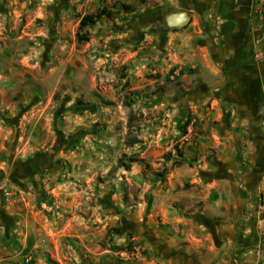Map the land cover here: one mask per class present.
Instances as JSON below:
<instances>
[{"label": "rangeland", "instance_id": "obj_1", "mask_svg": "<svg viewBox=\"0 0 264 264\" xmlns=\"http://www.w3.org/2000/svg\"><path fill=\"white\" fill-rule=\"evenodd\" d=\"M253 3L228 51L175 0H0V264H264Z\"/></svg>", "mask_w": 264, "mask_h": 264}, {"label": "crops", "instance_id": "obj_2", "mask_svg": "<svg viewBox=\"0 0 264 264\" xmlns=\"http://www.w3.org/2000/svg\"><path fill=\"white\" fill-rule=\"evenodd\" d=\"M177 7L172 10H185L199 15L210 34V42L215 46L218 39L228 51L238 50L245 44L243 32L250 27L253 0H175ZM171 11V10H170ZM218 13L216 17L215 13ZM214 16V17H213ZM205 17V18H204ZM205 20V21H204ZM239 226L236 227L238 232Z\"/></svg>", "mask_w": 264, "mask_h": 264}, {"label": "trees", "instance_id": "obj_3", "mask_svg": "<svg viewBox=\"0 0 264 264\" xmlns=\"http://www.w3.org/2000/svg\"><path fill=\"white\" fill-rule=\"evenodd\" d=\"M143 2V1H135L133 3L130 4H124V3H119V5L117 7H115L114 12H122L124 14H131L133 12H136L138 10V5ZM107 17L109 19L112 18L111 13L107 12V13H100L97 15H86L82 18L81 22H80V26H79V30H84L86 27L88 26H92L95 25L99 20H101L104 17ZM77 38L79 42H87L89 41V36H88V32H78L77 33ZM189 123V120L186 122V124ZM139 159H130V163H126L123 159H119V163H118V167H125L126 169H129L131 164L134 162H138ZM178 164H182L183 161L179 160L177 161Z\"/></svg>", "mask_w": 264, "mask_h": 264}, {"label": "water", "instance_id": "obj_4", "mask_svg": "<svg viewBox=\"0 0 264 264\" xmlns=\"http://www.w3.org/2000/svg\"><path fill=\"white\" fill-rule=\"evenodd\" d=\"M191 20V13L185 10H171L164 15L166 25L172 29L186 27Z\"/></svg>", "mask_w": 264, "mask_h": 264}]
</instances>
